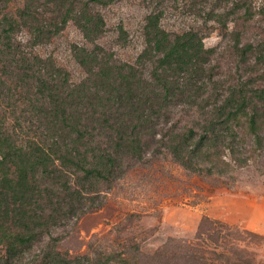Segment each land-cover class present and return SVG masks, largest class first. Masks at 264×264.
<instances>
[{
  "label": "trees",
  "instance_id": "trees-1",
  "mask_svg": "<svg viewBox=\"0 0 264 264\" xmlns=\"http://www.w3.org/2000/svg\"><path fill=\"white\" fill-rule=\"evenodd\" d=\"M201 1L209 8L195 17L205 26L225 30L232 20L246 26L264 15L257 0ZM106 6L103 0H0V264H264L258 254L264 236L206 216L192 238L169 237L151 254L139 245L93 256L59 249L57 230L92 212L104 187L150 172L162 159L189 179L220 186L237 170L264 166V86L226 87L203 31L164 30L158 0L147 1L135 61L116 62L99 44L106 24L97 8ZM69 23L83 40L73 47L85 74L79 82L52 57L34 52ZM23 31L24 43L17 38ZM125 34L120 28L123 46ZM242 35L234 32L242 61L254 53L264 60L263 44H242ZM179 108L184 121L175 117ZM200 191L194 196L206 200Z\"/></svg>",
  "mask_w": 264,
  "mask_h": 264
},
{
  "label": "rangeland",
  "instance_id": "rangeland-1",
  "mask_svg": "<svg viewBox=\"0 0 264 264\" xmlns=\"http://www.w3.org/2000/svg\"><path fill=\"white\" fill-rule=\"evenodd\" d=\"M103 1L107 6L97 10L104 17L106 32L99 44L113 54L116 62L132 64L143 48L142 26L151 10L148 0ZM158 1H162L165 12L161 22L164 30L170 34L189 29L203 31L205 48L215 50L211 65L217 79L226 87L248 81L264 86L259 80L264 78V60L257 62V53H254L243 62L234 48V32L241 30L242 44L252 42L255 48L262 44L264 47V15L256 14L246 26L232 20L224 30L212 22L205 26L200 17H195L197 11L209 8L208 3L201 0ZM263 5L264 0H257L258 8ZM120 28L126 33L124 46L119 39ZM17 38L24 43L28 35L23 31ZM82 44L80 33L69 23L58 38L34 52L42 58L52 57L56 65L68 72L72 82H79L85 74L73 57V47ZM181 110L175 111V117L184 121L186 116ZM145 171L130 173L111 190L104 187L105 194L92 204V212L73 218L66 227L57 230L63 238L59 249L72 256L84 253L93 256L111 249L120 250L123 245H139L143 252L151 254L169 237L192 238L203 216L264 236V166L252 165L237 170L234 180H224L221 186L212 181L203 184L189 179L169 159L159 161L149 173ZM208 189L215 190L209 193ZM198 191L208 195L206 200L194 196ZM100 201L104 205L97 210L95 207ZM39 247L41 245L35 250ZM258 254L264 260V244Z\"/></svg>",
  "mask_w": 264,
  "mask_h": 264
}]
</instances>
